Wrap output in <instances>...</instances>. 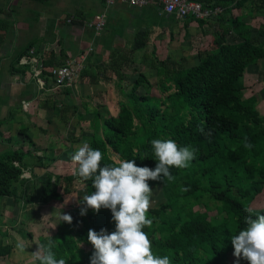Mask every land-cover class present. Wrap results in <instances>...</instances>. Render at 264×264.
<instances>
[{
    "label": "trees",
    "instance_id": "1",
    "mask_svg": "<svg viewBox=\"0 0 264 264\" xmlns=\"http://www.w3.org/2000/svg\"><path fill=\"white\" fill-rule=\"evenodd\" d=\"M197 1L205 9H218L210 18L212 47L197 49V60L191 65L158 59L153 51L152 68L158 75L155 82L139 70L129 89L122 92L117 113L95 108L88 115L89 134L82 139L81 133L72 141L82 139L99 149L101 166L113 164L116 157L134 159L137 166L150 169L156 166L151 147L154 139H171L179 146L195 148V158L187 168L171 169L174 180L148 182L150 187L160 184L163 201L149 208L147 218L152 223L143 231L154 254L168 256L171 264H226L227 255L234 251L231 236L246 227L244 220L250 213L245 209L253 210V219L264 215L263 205L253 206L258 198L264 200V115L254 96L244 97L243 83L247 66L264 57V24L258 26V40H254L252 27L238 13L246 6L264 12V0ZM192 20L187 16L183 27ZM207 21L196 20L199 26ZM129 62V57L115 56L95 77H106L108 70L122 81ZM245 137L253 145L251 149L244 147ZM20 154L13 151L0 158V195H8L22 181L26 164ZM75 181L82 182L85 194L95 191L91 181H82L74 171L54 180L48 176L29 200L62 201L59 184L63 182L66 194ZM82 206L72 208L79 216L77 223H60L52 235L56 258L65 259L66 264H91L94 248L87 239L89 229L99 232L104 228L109 234L115 231L110 210L95 213L88 209L81 216ZM10 250V245L0 243V256Z\"/></svg>",
    "mask_w": 264,
    "mask_h": 264
},
{
    "label": "crops",
    "instance_id": "2",
    "mask_svg": "<svg viewBox=\"0 0 264 264\" xmlns=\"http://www.w3.org/2000/svg\"><path fill=\"white\" fill-rule=\"evenodd\" d=\"M238 13L252 27V38L258 40L257 28L264 24V12L246 6ZM97 14H103L106 21L99 33L89 26ZM186 17L162 13L154 3L137 7L122 0L111 4L105 0H0V158L16 151L26 164L22 181L8 195H0V243L11 246L8 254L0 256V264H34L30 254L46 241L48 233L52 237L56 231L60 221L55 214L66 210L63 182L57 188L62 201L38 203L29 197L42 189L48 176L54 180L75 171L73 144L82 145L81 140L89 134L88 115L95 108L111 113L107 102L114 97L118 111V100L133 81L129 69L153 60V51L157 57L156 50L174 43L181 52H188L180 55L181 59L170 55L167 59L184 65L195 63V51L205 48L203 37L211 34L213 20L199 26L198 19L191 16L194 20L184 28ZM120 54L131 59L123 69L124 80L119 81L108 70L106 77H95L98 69L101 73V68ZM25 56L30 61L22 62ZM70 59L81 63L78 75L70 86L56 85L50 68ZM263 76L264 57L247 66L243 76L244 97L254 96L262 115ZM81 133L82 139L73 142ZM70 190L67 195L73 186ZM18 241L26 245L23 254L16 249ZM233 252L227 255L226 264H250L242 257L237 261Z\"/></svg>",
    "mask_w": 264,
    "mask_h": 264
},
{
    "label": "clouds",
    "instance_id": "3",
    "mask_svg": "<svg viewBox=\"0 0 264 264\" xmlns=\"http://www.w3.org/2000/svg\"><path fill=\"white\" fill-rule=\"evenodd\" d=\"M151 147L156 161L154 169L137 166L134 159L118 158L111 165L101 166V151L91 148L87 142L77 146L71 156L76 175L84 182L91 181L95 189L81 197L80 215L84 216L88 209L95 213L108 209L115 222V231L110 234L104 228L99 232L89 229L87 239L94 248L91 264H171L168 256L154 254L151 241L143 231L152 223L147 218L153 191L148 182L174 180L171 169L187 168L195 158L196 149L179 146L171 139H154ZM244 147H253L247 137L244 138ZM245 210L250 213L244 220L246 227L231 236L233 255L237 261L242 257L250 264H264V215L253 219V210ZM55 215L60 223L71 224L73 221L70 214L62 211ZM54 247L55 241L48 233L46 243L38 245L30 254L34 264H66L65 259L56 258ZM16 249L23 254L26 245L18 241Z\"/></svg>",
    "mask_w": 264,
    "mask_h": 264
},
{
    "label": "built area",
    "instance_id": "4",
    "mask_svg": "<svg viewBox=\"0 0 264 264\" xmlns=\"http://www.w3.org/2000/svg\"><path fill=\"white\" fill-rule=\"evenodd\" d=\"M107 4L113 3L115 0H105ZM130 6L142 7L150 3L157 5L158 9L165 14L174 15L177 18H184L191 15L197 19H210L218 9H205L201 2L197 0H122ZM105 17L103 14L94 15L89 26L93 28L95 33H99L105 26ZM34 50L30 49L29 53L33 54ZM83 57V56H81ZM28 57H22V62H28ZM81 63L70 59L64 64L54 65L49 70V75L56 85L70 86L78 75Z\"/></svg>",
    "mask_w": 264,
    "mask_h": 264
},
{
    "label": "rangeland",
    "instance_id": "5",
    "mask_svg": "<svg viewBox=\"0 0 264 264\" xmlns=\"http://www.w3.org/2000/svg\"><path fill=\"white\" fill-rule=\"evenodd\" d=\"M233 12L235 14L237 13L235 10ZM209 21H211V20L209 19L208 22ZM236 25H237L236 27L238 28L239 24H236ZM203 39H204L203 40V47H205V48L212 47V44H211L212 35L211 34L207 33V35H204ZM178 45L179 44L174 43L173 46L168 47V49H162V50L158 49V50L155 51L156 52V56L158 58H160V59H164V58H166V56L170 55L173 58H177V60L181 59V58H179L180 55H185V54H187L188 51H183L184 53L181 52V50L177 48ZM151 61H153V60H148V61L144 62L143 64L136 65V67L134 69H129V73H130L129 75H131L129 77L130 81H132L135 78V76L137 75V72L139 70H142L145 73V75L147 76V78L151 82H155V80L157 79L158 75H157L156 70L152 68L153 67V63ZM179 62H180V60H179ZM139 91L143 92L142 89H139ZM116 101H117V98L114 97V98L108 99V102H107L108 109L110 110V112L112 114H116V112H117V103H116ZM67 116H68V114H66V117ZM82 125H84V124H82ZM83 131H84V129H83ZM73 145L75 146V148H77V146H79L80 144H73ZM27 158H29V157H27ZM75 168H76V165L74 163H72V169H75ZM72 186H73L72 193L68 194V195L67 194L64 195L65 208L63 207V209H66V210L64 212H62V213H66L67 214V212H68V214H70L72 216L73 222L77 223L78 219H79V216H78L77 213L73 212V210L71 208H69V207L72 206V208H74L77 205L81 204L80 203V199H81V197H83L85 195V192H84L85 190H84V187H83V184H82L81 181H75ZM151 188H152L153 191H152V195L150 197V207H156V206H158V204L160 202L163 201V197H162V193H161V186H160V184L156 183ZM262 205L264 206V200H260L259 198L255 201V203H253L254 207H258V206H262ZM195 208H197V207H195ZM198 208L202 209L200 206H198ZM56 222H58V220ZM81 246L86 248V249L89 248L88 246H86L84 244H81Z\"/></svg>",
    "mask_w": 264,
    "mask_h": 264
}]
</instances>
